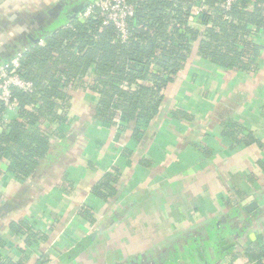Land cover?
Here are the masks:
<instances>
[{"label":"crops","instance_id":"0c3cea01","mask_svg":"<svg viewBox=\"0 0 264 264\" xmlns=\"http://www.w3.org/2000/svg\"><path fill=\"white\" fill-rule=\"evenodd\" d=\"M88 1L0 0V65ZM252 31L263 46L255 71L213 65L196 48L142 134L93 120L88 96L75 102L54 160L26 184L0 178V255L25 264H250L245 249H264V28ZM109 178V191H94ZM19 221L44 240L12 232ZM223 243L235 248L219 258Z\"/></svg>","mask_w":264,"mask_h":264},{"label":"trees","instance_id":"16d2710c","mask_svg":"<svg viewBox=\"0 0 264 264\" xmlns=\"http://www.w3.org/2000/svg\"><path fill=\"white\" fill-rule=\"evenodd\" d=\"M129 2L134 15L125 40L114 25H104L94 5L88 18L82 16L87 7L73 18L54 22L43 40L31 42L21 54L18 73L34 89L13 88L18 104L11 120L5 119L0 106V178L11 174L23 185L40 174L49 156L54 160L68 144V114L86 96L92 100L87 111L93 120L118 134H142L159 116L166 89L196 48L201 58L221 68L256 70L263 46L251 36L252 29L264 28V0H234L230 8L226 0ZM113 182H99L94 191L100 194L103 185L108 190ZM80 213L88 217L91 211L84 207ZM10 229L27 235L29 242L44 240L23 221L12 222ZM3 245L0 239V248ZM221 246L219 258L235 248ZM256 246L249 245L243 255L250 264H264V249L258 252ZM0 264L25 263L0 255Z\"/></svg>","mask_w":264,"mask_h":264},{"label":"built area","instance_id":"2783aa9c","mask_svg":"<svg viewBox=\"0 0 264 264\" xmlns=\"http://www.w3.org/2000/svg\"><path fill=\"white\" fill-rule=\"evenodd\" d=\"M233 2L234 0H226V7L230 8ZM94 5L100 9L104 25H114L120 37L125 40L128 36V20L134 15V6L129 0H96L94 4L88 6L82 15L83 18H88L92 14ZM202 10L203 7L197 9V16ZM20 57L21 54L0 65V106L5 108L4 117L7 121L12 113H16L18 104L17 99L13 97V88L24 92H32L34 89L33 83L23 80L18 73Z\"/></svg>","mask_w":264,"mask_h":264},{"label":"water","instance_id":"95a60500","mask_svg":"<svg viewBox=\"0 0 264 264\" xmlns=\"http://www.w3.org/2000/svg\"><path fill=\"white\" fill-rule=\"evenodd\" d=\"M95 2H96V0H89V1H88L87 3H85L83 6L78 7V8H75V9H74V12H83L85 8H87L90 4H94ZM75 16H76V14H74V15L72 16V18L75 17ZM251 208H253V205L250 206V207L248 208V210H251Z\"/></svg>","mask_w":264,"mask_h":264}]
</instances>
